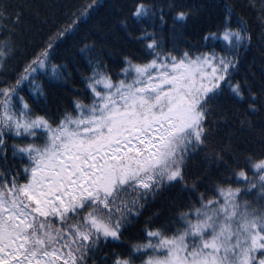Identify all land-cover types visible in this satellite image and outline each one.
Returning a JSON list of instances; mask_svg holds the SVG:
<instances>
[{
	"label": "snow or ice",
	"instance_id": "6c2138e0",
	"mask_svg": "<svg viewBox=\"0 0 264 264\" xmlns=\"http://www.w3.org/2000/svg\"><path fill=\"white\" fill-rule=\"evenodd\" d=\"M29 7L0 0V264H264V47L241 71L264 0H224L194 44L189 0H79L34 32Z\"/></svg>",
	"mask_w": 264,
	"mask_h": 264
},
{
	"label": "trees",
	"instance_id": "16d2710c",
	"mask_svg": "<svg viewBox=\"0 0 264 264\" xmlns=\"http://www.w3.org/2000/svg\"><path fill=\"white\" fill-rule=\"evenodd\" d=\"M13 3L23 2V0H12ZM79 0H27V3L30 7L26 10L25 21L24 25H27L33 32L36 29L43 27L40 23L41 20L45 18V16L53 15L54 19H62V12L63 6L69 4L78 3ZM190 3L195 4H203L205 5L203 11L201 12L200 16L195 18L193 22H190L189 28L186 30L188 33V43H195L196 42V35L193 30V26H207L213 25L217 22L220 13V5L224 3V0H189ZM244 0H236L237 4H242ZM103 7L98 10L95 14L94 19H102L109 11L113 12L114 15H119L120 13L117 11V8L113 6H121L128 3V0H101ZM239 11V9H237ZM22 25L21 27H23ZM83 28V26H82ZM254 31L257 33V39L253 41L252 48L247 52L246 55L242 57L244 60L242 66V73L245 71H250L254 73L255 80L259 82L260 74L262 71L261 65V48L264 45H261L258 39L259 29L254 28ZM113 44H122L124 42L125 37L123 33H117V35L113 38H110ZM24 38L21 37V43L23 44ZM72 41L69 40L68 44H71ZM75 51V49H73ZM254 122L256 123L257 127L259 126L260 119L259 117L253 118ZM229 134H231L232 139L235 143L240 144L243 147H252L258 150V144L253 142L252 144H248L247 142L252 140L254 133L248 131L247 127H241L238 123H226L221 124V128L219 131L218 140L220 142L227 141ZM203 163V156L197 155L193 157L189 161V171L193 174L198 173L203 167H205ZM173 192L165 193L164 196L170 197L174 195ZM162 196L158 199L150 208V211L155 210L157 207L161 206V203L164 199Z\"/></svg>",
	"mask_w": 264,
	"mask_h": 264
}]
</instances>
